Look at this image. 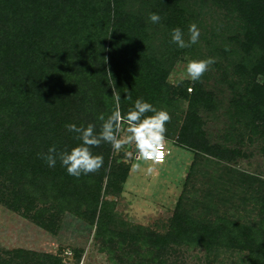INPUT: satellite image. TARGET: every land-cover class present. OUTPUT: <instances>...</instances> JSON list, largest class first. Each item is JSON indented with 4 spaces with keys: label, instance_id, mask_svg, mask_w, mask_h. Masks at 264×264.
Masks as SVG:
<instances>
[{
    "label": "trees",
    "instance_id": "1",
    "mask_svg": "<svg viewBox=\"0 0 264 264\" xmlns=\"http://www.w3.org/2000/svg\"><path fill=\"white\" fill-rule=\"evenodd\" d=\"M153 12L159 23L150 21ZM192 23L198 43L178 48L172 29L179 27L187 40ZM209 57L215 66L227 62L217 66L220 80L234 91L230 108L249 139L264 138V0H0V203L50 233L64 213L74 214L94 226L111 259L126 242L123 256L131 264H172L174 249L183 246L202 247L209 262L228 249L244 253L247 264H264V180L258 176L224 166L228 176L246 181L237 182L246 188L242 203L251 204L256 219L219 213L217 194L207 188L193 202L182 194L159 233L126 228L107 207L104 194L124 188L129 170V160L111 145L92 149L104 166L79 178L59 159L49 167L41 158L53 145L60 152L81 143L66 124L93 123L99 132L98 116L114 110L115 92L124 114L137 98L169 112L166 135L194 154L186 184L211 157L230 163L241 150L231 144L232 132L213 140L206 129V114L219 101L205 74L197 82L169 77L177 62ZM0 264L75 263L14 248L0 249Z\"/></svg>",
    "mask_w": 264,
    "mask_h": 264
},
{
    "label": "rangeland",
    "instance_id": "2",
    "mask_svg": "<svg viewBox=\"0 0 264 264\" xmlns=\"http://www.w3.org/2000/svg\"><path fill=\"white\" fill-rule=\"evenodd\" d=\"M234 60L235 57L231 58V62ZM188 62L181 60L175 64L169 76L172 81H178L187 75ZM218 63L220 65H211L204 76V83L214 89L219 101L217 109L206 114V129L213 140H223L224 133L232 132L235 136L231 144L239 147L241 154L230 163L211 157L213 162L198 166L192 181L186 184L194 154L179 146L175 136L166 135L167 158L162 165L153 166L154 170L150 174L146 171L149 165L136 158L134 146H126L119 152L129 160L125 186L121 190L113 189L103 196L109 210L120 222L125 223L126 228L141 225L163 233L168 227L178 198L184 194L190 202L199 200L207 188H213L217 194L214 202L219 213H227L242 222L257 218L256 211L248 210L251 204L242 203L246 188L243 189L237 182L245 185L246 181L238 174L228 176L224 166L229 165L264 180V138L256 136L249 139L248 129L242 127V118L236 116L230 108L234 91L228 80H220L221 70L217 66L221 69L227 62L225 60ZM229 69L232 72L233 68ZM226 78L233 79L230 74ZM240 131L243 133L242 137L237 136ZM121 135L126 133L122 132ZM129 152L132 155L126 154ZM138 163L141 165L139 171L133 167ZM255 186L253 184L252 187ZM126 244L124 242L122 248L115 252V258L111 259L109 253L101 249V242L94 237V226L76 215L64 213L58 230L50 233L0 203V249L22 248L47 252L75 264H131L123 256L128 247ZM76 253L80 254L79 258ZM217 255L215 260L209 262L207 252L202 247L188 249L183 246L174 249L171 260L172 264H247L244 253L239 251L221 249Z\"/></svg>",
    "mask_w": 264,
    "mask_h": 264
},
{
    "label": "clouds",
    "instance_id": "3",
    "mask_svg": "<svg viewBox=\"0 0 264 264\" xmlns=\"http://www.w3.org/2000/svg\"><path fill=\"white\" fill-rule=\"evenodd\" d=\"M149 19L155 24L160 22L161 17L153 12L149 14ZM199 38L200 30L195 23L188 27L187 40L179 27L171 31V42L180 49L189 48L198 43ZM215 63L214 57L190 60L186 65V78L192 82L199 81ZM189 91L192 89L190 88ZM113 97L115 108L111 114L107 118L104 114L98 116V120L101 121L99 132L93 123H89L86 127H78L74 123L65 125L67 131L75 133V138L81 143L70 150L60 152L57 151L55 145L50 147L47 153L41 154V158L49 167H55L59 159L67 174L75 178L97 173L104 166V158L102 155L93 154L92 149L99 148L105 143L111 145L115 153L121 152L128 145L134 146L136 158L149 165L146 169L149 174L154 170L153 166L162 165L165 162L168 154L166 125L171 121L169 112L164 109L158 110L151 103L137 98L133 106L124 114L120 108V95L113 92ZM127 98L131 99L130 96ZM148 113L152 114L148 115ZM122 132L126 135L122 136ZM126 154L132 155L130 152ZM133 167L137 171L141 169L139 163Z\"/></svg>",
    "mask_w": 264,
    "mask_h": 264
},
{
    "label": "built area",
    "instance_id": "4",
    "mask_svg": "<svg viewBox=\"0 0 264 264\" xmlns=\"http://www.w3.org/2000/svg\"><path fill=\"white\" fill-rule=\"evenodd\" d=\"M166 158H167V156H166Z\"/></svg>",
    "mask_w": 264,
    "mask_h": 264
}]
</instances>
